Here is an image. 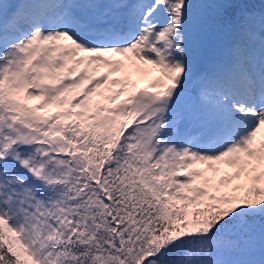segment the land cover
Instances as JSON below:
<instances>
[{
	"label": "snow or ice",
	"instance_id": "snow-or-ice-1",
	"mask_svg": "<svg viewBox=\"0 0 264 264\" xmlns=\"http://www.w3.org/2000/svg\"><path fill=\"white\" fill-rule=\"evenodd\" d=\"M0 264H264V0H0Z\"/></svg>",
	"mask_w": 264,
	"mask_h": 264
},
{
	"label": "trees",
	"instance_id": "trees-1",
	"mask_svg": "<svg viewBox=\"0 0 264 264\" xmlns=\"http://www.w3.org/2000/svg\"><path fill=\"white\" fill-rule=\"evenodd\" d=\"M145 86V82H141L138 87H144Z\"/></svg>",
	"mask_w": 264,
	"mask_h": 264
},
{
	"label": "rangeland",
	"instance_id": "rangeland-1",
	"mask_svg": "<svg viewBox=\"0 0 264 264\" xmlns=\"http://www.w3.org/2000/svg\"><path fill=\"white\" fill-rule=\"evenodd\" d=\"M210 55H212V51H211V50H209V51L206 53V56H210Z\"/></svg>",
	"mask_w": 264,
	"mask_h": 264
}]
</instances>
